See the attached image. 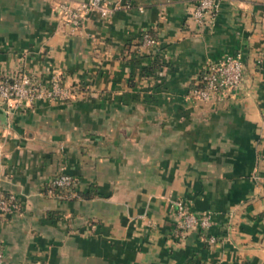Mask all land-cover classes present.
I'll return each mask as SVG.
<instances>
[{
	"label": "crops",
	"instance_id": "crops-1",
	"mask_svg": "<svg viewBox=\"0 0 264 264\" xmlns=\"http://www.w3.org/2000/svg\"><path fill=\"white\" fill-rule=\"evenodd\" d=\"M59 1L0 0V75L72 92L0 105V190L19 204L0 216L3 264H264V0L223 1L210 28L197 0H133L77 26ZM237 51L238 87L194 100L203 66ZM61 172L74 194L50 190ZM174 198L209 227L183 234Z\"/></svg>",
	"mask_w": 264,
	"mask_h": 264
},
{
	"label": "built area",
	"instance_id": "built-area-1",
	"mask_svg": "<svg viewBox=\"0 0 264 264\" xmlns=\"http://www.w3.org/2000/svg\"><path fill=\"white\" fill-rule=\"evenodd\" d=\"M225 0H197L192 12L193 20L205 27H212L220 12L221 3ZM133 0H121L112 3L109 0H60L57 4V15L61 21L79 25L82 18L90 13H97L106 18L120 9L132 7ZM142 10L141 6H137ZM143 45L150 46L156 39L149 33L142 35ZM264 66V47L258 60ZM243 72L241 52L226 53L217 61L209 62L196 74L191 88V95L197 101H210L218 95L234 91L240 84ZM72 92L63 86L58 76H53L48 87L35 82L27 74L0 75V105L8 110L38 101H64ZM60 189L64 195H72L76 190V179L67 173H59L50 181V190ZM169 207L178 229L183 234L195 229H206L211 224V214H197L182 199H169ZM18 201L13 195H5L0 190V216L18 209ZM214 242L215 238H209ZM4 263V251L0 243V264Z\"/></svg>",
	"mask_w": 264,
	"mask_h": 264
},
{
	"label": "trees",
	"instance_id": "trees-1",
	"mask_svg": "<svg viewBox=\"0 0 264 264\" xmlns=\"http://www.w3.org/2000/svg\"><path fill=\"white\" fill-rule=\"evenodd\" d=\"M55 191L58 193V194H60V195H64V192L62 191V190H60V189H55ZM77 196H81V193L79 192V191H77V193H76V197ZM85 196H87V195H85ZM89 196V195H88Z\"/></svg>",
	"mask_w": 264,
	"mask_h": 264
}]
</instances>
